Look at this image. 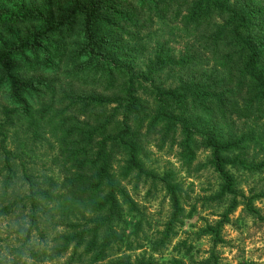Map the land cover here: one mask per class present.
Here are the masks:
<instances>
[{
	"label": "trees",
	"instance_id": "obj_1",
	"mask_svg": "<svg viewBox=\"0 0 264 264\" xmlns=\"http://www.w3.org/2000/svg\"><path fill=\"white\" fill-rule=\"evenodd\" d=\"M151 145L187 170L208 153L202 202L222 211L200 262L171 245L196 208L174 169L146 165ZM240 173L264 174V0H0V218L15 226L0 264H218L240 204L264 221ZM148 180L170 205L151 234L126 188Z\"/></svg>",
	"mask_w": 264,
	"mask_h": 264
},
{
	"label": "rangeland",
	"instance_id": "obj_2",
	"mask_svg": "<svg viewBox=\"0 0 264 264\" xmlns=\"http://www.w3.org/2000/svg\"><path fill=\"white\" fill-rule=\"evenodd\" d=\"M150 154L145 161L146 165L156 171L172 168L177 172V178L181 183L184 193V207L186 211L194 205L196 210L191 218H186L181 227L176 228V235L171 242L174 245L178 240L186 239L194 246V260L201 261L209 257L213 248L210 236L200 232L206 224H213L219 219L222 208L216 203H203V199L212 195L217 190L218 180L216 175L205 167L208 153L200 150L192 168L187 170L179 159L176 151H159L153 145L149 147ZM42 153L41 149L39 151ZM47 158L36 157L35 167L38 173H48L50 169ZM203 165V166H202ZM197 166H199L197 168ZM127 190L132 194L146 217L151 220L149 233L163 230V223L167 220L170 205L166 193L158 184H152L150 180L139 182L135 190L132 185L126 184ZM264 189V174L249 175L240 173L238 176V190L245 196H250ZM241 199V198H240ZM253 207L264 217V198L253 200ZM14 216L0 218V249L11 259L12 255L6 249L1 248L6 243H12L14 235ZM222 242L214 246L218 264H264V221L247 211L240 204L229 216V221L224 223L221 230ZM171 245L165 251V255H172ZM141 250H138V253ZM65 257L54 262L33 263L30 260L22 264H60ZM190 264H197L190 263Z\"/></svg>",
	"mask_w": 264,
	"mask_h": 264
}]
</instances>
